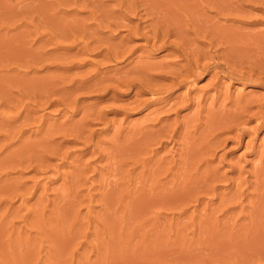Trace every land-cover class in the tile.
<instances>
[{
	"label": "rangeland",
	"instance_id": "1",
	"mask_svg": "<svg viewBox=\"0 0 264 264\" xmlns=\"http://www.w3.org/2000/svg\"><path fill=\"white\" fill-rule=\"evenodd\" d=\"M44 1H47L44 2L45 10L39 9L43 14H38L40 12L36 10L32 16L29 14L31 17L21 15L9 20L8 25L0 22L1 33L5 36L0 34V43L4 48H8L13 39L17 41L12 43L15 46L21 44V48H24L25 44L24 49L17 46L19 49L15 50L19 53L11 56L8 52L0 54L4 55L0 57V261L8 263L10 259L9 264H264V169H261L264 168V84L243 80L234 74L247 75L251 72L252 75H258L264 72V66H261L264 65V8H261L264 7V1L256 0L254 3V0H237L233 3L232 0H224L223 5L224 1L221 0H208L206 3L203 0H106L110 3L108 5L105 0H100V3H105V7L101 5L98 10L110 8L102 10L104 14L110 12L106 14L108 17L103 20L104 23L100 22L101 16L96 13L97 9L91 8L92 5H86L84 11V6L78 3L77 9L74 8L76 5L72 0ZM215 1L222 3L219 7L221 10H218L219 3L213 5ZM55 2L58 3L56 6ZM196 2L201 3L199 7ZM223 7H226L224 11ZM112 8L117 12H113ZM235 10L243 14H236ZM49 12L50 15L47 14ZM73 13L76 15L73 16ZM89 13H93L92 17L88 16ZM111 13L114 16H109ZM21 19L24 25L20 23ZM79 21L82 25L89 22L90 29L96 28V37L98 32L101 34L99 39H88L92 40L93 45L84 48L86 51L79 49L82 44L79 41L83 37L77 35L80 38L77 39L71 35L76 41L70 36L65 37L69 32L65 29L68 27L70 30L73 22ZM112 22L118 25L112 27ZM98 24L101 27L99 29ZM22 25L26 26L25 29ZM155 28L161 31L157 43L162 40L175 41L181 52L189 53L188 59L193 61L199 56L200 62L209 66L206 73L187 78V83H182L184 85L174 86L158 95L149 88L139 89L138 85L127 88L123 82L140 78L137 72L145 65L157 67H153L154 72L149 67L146 69L152 73L148 78L153 77L152 80L156 82L141 79L144 83L154 84L158 80V83L162 82L163 88L167 84L170 86V78L162 76L170 77L171 74H163L162 70L166 68L162 66L168 64L169 70L178 68L180 71V65L185 64L183 57L170 55V47H146V35L151 36L150 42L156 40L152 38ZM62 30H65V34ZM104 30L108 31L105 33ZM163 30L170 34L166 35V39L162 36ZM35 31L36 34L33 33ZM176 31H182L183 38ZM20 33L23 37H20ZM14 34H19L20 39L15 40ZM247 36L252 37L247 40ZM21 38L24 41L26 39V42ZM1 39H4L3 43ZM182 39L187 40L182 42ZM256 40L260 42V47ZM50 41H55L57 45L52 46L54 42ZM97 42L101 46L99 49L96 48ZM242 42L244 45L240 47ZM29 45L32 50H36L31 53ZM228 45H237V48ZM64 46L71 48L66 51ZM245 47H249V50L244 51ZM256 49H260V52L257 50L255 53ZM194 50L200 51L199 55H195ZM98 51L103 54L99 55ZM25 52L27 55H24ZM105 52L109 55L119 53V58L107 61L102 56ZM239 53L244 57L241 58ZM257 54H261L262 61L258 60L260 56L255 57ZM239 57L241 60H238ZM214 63L217 74L213 71ZM160 64L163 69L159 67ZM254 65L256 67L253 68ZM97 83L104 85L100 87ZM248 100L251 103L254 100L252 104H255H250L247 115L243 113L245 115L237 123L234 122L237 125L243 119L239 127L244 128V132L240 136L234 130L237 126L233 128V121L229 124H232V129L227 128L228 131L225 126L221 130L212 127L214 118L225 116L224 112L227 111L233 112L237 103L243 104ZM259 103L262 105L261 110ZM198 126L203 135L197 131ZM166 131L169 138H166ZM204 132L211 137V141H204L209 139ZM209 132L213 136L218 134L217 142L212 140L214 137ZM171 133L174 136L169 135ZM196 135L199 137L196 138ZM161 138L162 141H158ZM187 141L190 143L187 144ZM125 142L129 149L123 145ZM198 142H201L200 146ZM138 143L140 147L136 150ZM196 145H203V149L196 148ZM124 146L128 151L124 152ZM185 146L188 152H184ZM120 147L124 150H119ZM187 153L189 155H184ZM118 156L120 159L124 157L123 164ZM113 157L118 161L113 160ZM184 157L188 165L182 161ZM189 157L195 159L187 161ZM198 157L205 158V161ZM138 158L146 164L138 161ZM199 165L208 168H200ZM200 169L214 173L209 172L208 175L203 171L202 174L199 173ZM202 175L206 177L203 179ZM214 175L219 177L215 178ZM6 254L8 257L1 256Z\"/></svg>",
	"mask_w": 264,
	"mask_h": 264
},
{
	"label": "bare ground",
	"instance_id": "2",
	"mask_svg": "<svg viewBox=\"0 0 264 264\" xmlns=\"http://www.w3.org/2000/svg\"><path fill=\"white\" fill-rule=\"evenodd\" d=\"M50 1H51V0H50ZM50 1H49V2H50ZM52 1H53V0H52ZM60 1H61V0H60ZM60 1H58V3H59ZM62 1L64 2V0H62ZM62 1H61V2H62ZM70 1H71V0H70ZM70 1H69V3H70ZM72 1H73V3L76 5V7H74V8H76V9H77V6H78L77 3H78L79 5L81 4L82 6H84L83 8L81 7L83 10L85 9L86 5H88V6L92 5L91 8H95V9H97V11L95 10L96 13L98 12V13H99V16H101V18H100V19H101V20H100L101 23H102L103 20L105 21L106 17H108L106 14H108L109 11H108V12H105V14H104L103 11H102V10H105V9H108V8H105V9H102V10H98L99 8H101V5L104 6V4H105V3H103V4L100 3L102 0H101V1H100V0H72ZM72 1H71V2H72ZM105 1H106V0H105ZM116 1H117V0H116ZM193 1H196V0H193ZM203 1H204V3L208 2V0H203ZM203 1H202V3H203ZM205 1H206V2H205ZM216 1H218V0H216ZM216 1H215V3H216ZM221 1H224V0H221ZM225 1H226V0H225ZM225 1L222 2L223 5L225 4ZM235 1L237 2V0H234V1L232 0L233 3H234ZM238 1H239V0H238ZM252 1H253V0H252ZM255 1H256V0H254V3H256ZM262 1H264V0H262ZM44 2H47V1H44V0H0V22H1V23H4V24H7V22H8L9 20L12 21V20L15 19L16 17H18V16L20 17L21 15H23V16H24V15H25V16L28 15V16H29V14H31V16H32V14H35V13H36V10H38V12H40V13H38V14H41L42 12L39 11V9H40V10H45V4H44ZM61 2H60V3H61ZM96 2H97V3H96ZM98 2H99V3H98ZM106 2H108V1H106ZM118 2H119V1H118ZM197 2H198V0H197ZM197 2H196V4H197ZM240 2L243 3V2H245V0H243V2H242V1H240ZM240 2H239V3H240ZM259 2H260V0H259ZM56 3H57V2H55V4H54L55 6H56ZM58 3H57V4H58ZM60 3H59V4H60ZM108 3H109V2H108ZM114 3H115V2H114ZM218 3L220 4V6H218V8H219V7L222 6V5H221L222 3H221L220 1L217 2L216 4H213V2H212L213 5H217ZM229 3H230V2H229ZM257 3H258V2H257ZM119 4H121V3H119ZM200 4H201V3L197 4V6L199 7ZM209 4H210V3H209ZM226 4H227V3H226ZM259 4H261V3H259ZM259 4H258V5H259ZM43 5H44V9H42V8H43ZM46 5H47V4H46ZM63 5H65V3H64ZM66 5H67V4H66ZM108 5H110V3H109ZM246 5H247V3L245 4V6H246ZM255 5H256V4H255ZM258 5H257V6H258ZM48 6H49V5H48ZM48 6H47V7H48ZM59 6H62V5H59ZM67 6H69V5H67ZM88 6H87V7H88ZM103 6H102V7H103ZM202 6H203V5H202ZM211 6H212V5H211ZM211 6H210V7H211ZM259 6H260V5H259ZM262 6H264V4H262ZM63 7H64V6H63ZM104 7H105V6H104ZM104 7H103V8H104ZM106 7H108V6H106ZM109 7H111V6H109ZM113 7H114V6H113ZM212 7H213V6H212ZM234 7H235V6H234ZM238 7H239V6H238ZM238 7H237V8H238ZM240 7H241V6H240ZM250 7H252V5H251ZM253 7H254V5H253ZM255 7H256V6H255ZM51 8H52V7H51ZM53 8H54V6H53ZM53 8H52V9H53ZM78 8H79V7H78ZM81 8H80V10H82ZM91 8H89V9H90V11L92 12ZM133 8H134V7H133ZM213 8H217V7L214 6ZM225 8H226V7H223V8H222L223 11L225 10ZM228 8H229V7H228ZM228 8H227V13H228ZM241 8H242V7H241ZM261 8H264V7H261ZM48 9H49V8H48ZM89 9H88V10H89ZM112 9H113V8H112ZM117 9H118V8H117ZM197 9H198V8H197ZM232 9L234 10V8H232ZM256 9H257V8H256ZM258 9H260V8H258ZM83 10H82V11H83ZM93 10H94V9H93ZM108 10H110V8H109ZM115 10H116V8H115ZM191 10H192V9H191ZM198 10L201 11L202 9H198ZM211 10H212V9H211ZM215 10H216V9H215ZM218 10H221V9L219 8ZM233 10H232V11H233ZM243 10H245L244 6H243ZM50 11H51V10H50ZM53 11H54V10H53ZM62 11H64V9H63ZM74 11H75V9H74ZM82 11H81V12H82ZM84 11H85V10H84ZM95 11H93L94 14H95ZM112 11H113V12H117V11H114V9H113ZM193 11H194V10H193ZM230 11H231V10H230ZM232 11H231V12H232ZM235 11H236V12H235ZM235 11H234V12H235L236 14H237L238 12H240V11H238V10H235ZM241 11H242V10H241ZM262 11H264V10H262ZM43 12H46V11H43ZM47 12H48V11H47ZM59 12H61V11L59 10ZM145 12H146V11H145ZM190 12H192V11H190ZM231 12H230V13H231ZM242 12H243V11H242ZM246 12H247V11H246ZM50 13H51V12H49V13H47V14L50 15ZM53 13H54V12H53ZM62 13H64V12H62ZM75 13H76V11H75ZM77 13H78V12H77ZM79 13H80V12H79ZM109 13H110V12H109ZM147 13H148V12H147ZM215 13H217V11H216ZM220 13H221V12H220ZM220 13H219V14H220ZM222 13H223V12H222ZM261 13H262V12H261ZM42 14H43V13H42ZM47 14H46V15H47ZM57 14H58V13H57ZM64 14H65V13H64ZM112 14H113V13L109 14V16L112 15ZM219 14H217V15H219ZM224 14H225V12L223 13V15H224ZM228 14H229V13H228ZM228 14H226V15L228 16ZM236 14H235V15H236ZM239 14H243V13L240 12ZM75 15H76V14H75ZM75 15H74V13H73V16H75ZM92 15H93V13H91V14L89 13L88 16H89V17H92ZM97 15H98V14H97ZM115 15L117 16V14H115ZM150 15H151V14H150ZM193 15H194V12H193ZM215 15H216V14H215ZM221 15H222V14H221ZM231 15H232V14H231ZM244 15H245V14H244ZM246 15H247V14H246ZM248 15H249V14H248ZM31 16H29V17H31ZM41 16H43V15H41ZM65 16H66V14H65ZM73 16H72V17H73ZM113 16H114V14H113ZM238 16H239V15H238ZM238 16H237V17H238ZM240 16H241V15H240ZM21 17H22V16H21ZM54 17H55V16H54ZM60 17H61V16H60ZM62 17H63V16H62ZM81 17H82V16H81ZM117 17H118V16H117ZM154 17H155V16H154ZM85 18H86V17H84L83 19H85ZM87 18H88V17H87ZM87 18H86V19H87ZM97 18H98V16H97ZM112 18H113V17H112ZM118 18H120V16H119ZM152 18H153V17L151 16V19H152ZM156 18H157V17H156ZM16 19H17V18H16ZM24 19H25V18H24ZM47 19H48V18H46V20H47ZM50 19H51V18H50ZM80 19H81V18H80ZM90 19H92V18H90ZM90 19H89V20H90ZM94 19H95V18L93 17L92 20H94ZM115 19H116V18H115ZM121 19H122V17H121ZM148 19H149V18H148ZM158 19H159V18H158ZM163 19H164V18H163ZM197 19H198V18H197ZM21 20H22V19H21ZM21 20H20V21H21ZM25 20H26V19H25ZM78 20H79V17H78ZM78 20H77V21H78ZM160 20H161V18H160ZM166 20H167V19H166ZM166 20H165V21H166ZM18 21H19V20H18ZM31 21H32V20H31ZM42 21H43V19H42ZM75 21H76V20H75ZM83 21H84V20H82V22H83ZM95 21H97V20H95ZM104 21H103V23H104ZM106 21H108V20H106ZM109 21H111V18H109ZM151 21H152V20H151ZM153 21H154V19H153ZM9 22H10V21H9ZM34 22H35V21H34ZM43 22H47V21H43ZM65 22H66V20H65ZM82 22H81V23H82ZM97 22H98V21H97ZM97 22H90V23H91V24H92V23L97 24ZM154 22H155V21H154ZM158 22H159V20H158ZM160 22H161V21H160ZM166 22H167V21H166ZM203 22H204V21H203ZM14 23H15V22H14ZM20 23L23 24V20H22V22H20ZM32 23H33V22H32ZM48 23H49V22H48ZM48 23H46V24H48ZM56 23H57V22H56ZM60 23H61V21H60ZM62 23L64 24V22H62ZM62 23H61V24H62ZM66 23L68 24V22H66ZM88 23H89V22H87V25H86V23L84 22V25H82V24H80V21L77 22V23H75V24H74V22H73V26H72V28H71V26L69 27L70 30L67 29L68 27L65 29L66 32L69 31L68 34H65V30H62V31H64L65 37L70 36V38H71V35H72V36L75 35L76 38H77V35H79L78 37H81V38L83 37L82 40L79 41V43H80V44L82 43V44L80 45V44L78 43V45H80V47H81V48H79V49H81V50H84V48L87 49V47H89L90 45H91V46L93 45V42H92V44H91V41H92V40L89 41L88 39H93V37L99 39L98 37H99V34H100V33L98 32V33H97V34H98V35H97L98 37H96V33H95V31H94L96 28H95V29H90V28L88 27V26H89ZM115 23H116V21L114 22V24H115ZM151 23H152V22H151ZM155 23H156V22H155ZM201 23H202V22H201ZM28 24H29V23H27V25H28ZM35 24H36V23H35ZM53 24H54V26L56 25L55 23H53ZM53 24H52V25H53ZM67 24H65V25H67ZM94 24H93V25H94ZM99 24H100V23H99ZM99 24H98V25H99ZM106 24H108V23H106ZM109 24H110V22H109ZM112 24H113V22L111 23V25H112ZM114 24H113V25H114ZM161 24H162V23H161ZM161 24L159 23V25H161ZM202 24H203V23H202ZM202 24H201V25H202ZM7 25H8V24H7ZM23 25H24V24H23ZM23 25H22V27H24V29H25L26 26H23ZM69 25H70V24H69ZM69 25H67V26H69ZM71 25H72V24H71ZM104 25H105V24H104ZM111 25H110V26H111ZM117 25H118V24H117ZM117 25H114V26H112V27H116ZM119 25H120V24H119ZM147 25H148V24H147ZM147 25H146V26H147ZM153 25H154V24H153ZM205 25H206V23H205ZM209 25H210V24H208V26H209ZM15 26H19V25H15ZM31 26H32V24H31ZM34 26H35V25H34ZM47 26H48V25H47ZM58 26H59V25L56 26L57 29L59 28ZM102 26H103V25H102ZM122 26H123V25H122ZM162 26H163V25H162ZM171 26H172V25H171ZM173 26H174V25H173ZM212 26H213V25H212ZM20 27H21V26H20ZM28 27H30V26H28ZM56 27H55V30H57ZM60 27H61V26H60ZM63 27H65V26H63ZM99 27H100V25L98 26V29H99ZM118 27H119V26H118ZM158 27H159V26H158ZM165 27H166V26H165ZM168 27H169V26H168ZM203 27H204V25H203ZM206 27H207V25H206ZM2 28H3V25H2ZM35 28H36V27H35ZM35 28H33V29H35ZM51 28H52V27H51ZM100 28H101V27H100ZM151 28H154V27H151ZM175 28H176V27H175ZM177 28H178V27H177ZM197 28H198V27H197ZM201 28H202V27H201ZM210 28H211V27H209V29H210ZM213 28H214V27H213ZM5 29H6V27H5ZM10 29H11V28H10ZM14 29H15V28H14ZM16 29H18V28H16ZM16 29H15V30H16ZM22 29H23V28H22ZM161 29H163V27H162ZM164 29H165V28H164ZM168 29H169V28H168ZM168 29H167V30H168ZM178 29H179V28H178ZM181 29H182V28H181ZM198 29H199V28H198ZM202 29H203V28H202ZM205 29H206V28H205ZM209 29H208V30H209ZM231 29H232V28H231ZM7 30H8V29H7ZM26 30H27V28H26ZM35 30H36V29H35ZM52 30H54V29H52ZM108 30H109V29H108ZM108 30H106V32H107ZM114 30H116V28H115ZM114 30H113V31H114ZM150 30H152V29H150ZM184 30H185V29H184ZM229 30H230V29H229ZM20 31H21V30H20ZM22 31H23V30H22ZM24 31H25V30H24ZM31 31H34V30H31ZM60 31H61V30H60ZM60 31H58V34H59ZM97 31H100V30H97ZM109 31H111V30H109ZM113 31H112V32H113ZM116 31H117V30H116ZM159 31H160V30H158V29L155 28V29H153V33H154L153 35H152V32H151V35L153 36L152 38H156V40L154 39V41H152V42H150V41L152 40V39H151V36H150V37H148L147 35L145 36V39H146L145 45H146V47H149L150 49H157V48H163V47H170V49H171L170 55H171V56L174 55V56H177V57H183V59H185V61H184L185 64L180 65V64H178V62H177V64L181 66V68H180L181 70H180V71H179L178 68H177L178 66L176 67L177 70H178V72H176L177 70H175V68H174L175 71H173V68L171 69L172 71L169 70V69H170V68H168L169 66L167 67L168 64H167L166 66H165V65L162 66L161 64L159 65V67L162 66V67H165V68H166V69H163V68L161 67V68L163 69V70H162V73H163V72H167L168 74H171V75H172V76L170 75V77L165 76V75L162 76V78H166V79H167V78H170V82H169V84H171L170 86H169L168 84H167V86H166V84H165V82H164L165 86H166V87L169 86V87H168V88H166V87L163 88L162 85H161L162 82L160 81V83H158L159 81H158L157 79H156V80H157V83H154V84H151V83L146 84V82L144 83L143 80H141V79H147V80H148V79H151V80H152L153 77L148 78V77H150L149 75H150V73H151L150 69L152 70L153 67H154V69H155V67H157V66L154 65V64H153L154 66H152L151 68H150V65H147V67H146V65H145V63H144L145 66H144L143 68L141 67L142 65H140V67L142 68V70L140 69V70H138V72H137V74L140 76V78H138V79H136V80H132V81H130V82H129V81H128V82H125V81L123 82V83H125V85H126L127 88H130V87H132V86H134V85H138V88H139V89H140V88H144V87H145V88H149L150 91H153V93L155 92V93H157V95H158L159 92H167V91H169L170 88H172V87L174 88V86L177 87V86H180V85H181L182 83H184V82L187 83L186 81H187L190 77H191V78H192V77H195V78H196V76H198L200 73L205 72V71L208 70V67H209V66H208V65H204V64H202V63L200 62V59H201V58H199V56H196L197 58H199V60H198L197 58H196L195 60L193 59V61L191 60V58L188 59V58H189V57H188V54H189V53H187L186 51H185V53H187V54H185L184 51L181 52V50L179 49V47L177 46V44L175 43V41H174V43H173V42H168L167 40H162L161 43H157V42H156V41H157V38H158L159 34H161V31H160V32H159ZM163 31H164V30H163ZM168 31H169V30H168ZM168 31L166 32V30H165V31L162 33V34H163L162 36H163L164 38L166 37V35H169V36H170V34H168V33H169ZM194 31H196V30H194ZM1 32H2V30H1V28H0V34H2ZM7 32H8V31H7ZM18 32H19V31H18ZM18 32H17V33H18ZM50 32H51V31H50ZM53 32H54V31H53ZM104 32H105V30H104ZM104 32H102V34H103ZM106 32H105V33H106ZM149 32H150V31H149ZM174 32H175V31H174ZM176 32L179 33L180 31H179V32L176 31ZM192 32H193V31H192ZM204 32H205V31H204ZM210 32H211V29H210ZM210 32H208V34H209ZM212 32H213V30H212ZM215 32H216V31H215ZM24 33H25L24 36H26V33H27V32L25 31ZM33 33L36 34V31L33 32ZM48 33H49V32H48ZM109 33H111V32H109ZM113 33H114V32H113ZM170 33H171V32H170ZM172 33H173V32H172ZM181 33H182V31L180 32V34H181ZM199 33H200V31H199ZM222 33H223V32H222ZM227 33H228V32H227ZM6 34H7V33H5V35H6ZM29 34H30V32H29ZM46 34H47V33H46ZM143 34H146V33H143ZM173 34H174V33H173ZM180 34H178V37H180V36H179ZM184 34H185V32H184ZM186 34H187V33H186ZM186 34H185V35H186ZM205 34H206V33H205ZM212 34H213V33H212ZM220 34H221V33H220ZM228 34H229V33H228ZM228 34H227V35H228ZM235 34H236V33H234V35H235ZM255 34H256V33H255ZM2 35H3V34H2ZM7 35H8V34H7ZM14 35H15V37H16L15 40H18V39H20V37H21L23 34L21 35V33H20V37L18 36L19 34H17V35L14 34ZM14 35H11V37H13ZM27 35H28V34H27ZM50 35H51V33H50ZM53 35H54V33H53ZM56 35H57V32H56ZM60 35H62L61 32H60ZM80 35H81V36H80ZM94 35H95V36H94ZM106 35H108V34H106ZM176 35H177V34H176ZM176 35H175V37H176ZM181 35H182L181 38H183V34H181ZM185 35H184V36H185ZM199 35H200V34H199ZM222 35H224V33H223ZM222 35H221V36H222ZM225 35H226V33H225ZM232 35H233V34H232ZM234 35H233V36H234ZM246 35H248V34H246ZM249 35H250V34H249ZM3 36H4V35H3ZM44 36H45V35H44ZM103 36H104V35H103ZM160 36H161V35H160ZM169 36H168V37H169ZM207 36H208V35H207ZM209 36H210V35H209ZM214 36H215V35H214ZM216 36H217V35H216ZM218 36H219V35H218ZM233 36H232V38H233ZM252 36H253V35H252ZM252 36H250V37H252ZM4 37H5V36H4ZM4 37H3V38H4ZM22 37H23V36H22ZM100 37H101V34H100ZM163 37H160V38L162 39ZM186 37H187V35H186ZM195 37H196V36H195ZM219 37H220V36H219ZM222 37H223V36H222ZM225 37H227V36H225ZM225 37H223V38H225ZM250 37L247 36V40H248V38L250 39ZM255 37H256V36H255ZM6 38H8V36H7ZM6 38H5V39H6ZM17 38H18V39H17ZM25 38H26V37H25ZM29 38H30V37H29ZM50 38L52 39V35H51ZM50 38H49V39H50ZM60 38H62V37H60ZM72 38H73V40L76 39V38L74 39V37H72ZM72 38H71V39H72ZM105 38H106V36H105ZM176 38H177V37H176ZM184 38H185V37H184ZM223 38H222V39H223ZM256 38H258V37H256ZM256 38H255V39H256ZM8 39H10V36H9ZM26 39H27V38H26ZM26 39H25V41H24V40L21 38V40H23V42H26ZM30 39H31V38H30ZM53 39H54V38H53ZM65 39H68V38H65ZM77 39H80V38H77ZM102 39H104V37H103ZM150 39H151V40H150ZM165 39H166V38H165ZM215 39H217V38H215ZM219 39H220V38H219ZM228 39H229V35H228V38H227L226 40H228ZM234 39H236V38H234ZM251 39H252V38H251ZM260 39H262V38H260ZM1 40H2V39H1ZM3 40H4V39H3ZM3 40L1 41L2 43H3ZM13 40H14V39H13ZM13 40L11 41V43H10V41H9L10 46H12V47L9 46L8 48H7V47L4 48V46L0 43V54H1V53H5V52H8L9 55H10V54H16V53L18 52V51L15 50L16 48H18L19 46H20V49H24V48H25V44H24V48H21V47L23 46V45H21V44H20V45L17 44L16 46L13 45L12 43H14V42L16 43V42H17V41H13ZM28 40H29V39H28ZM57 40H58V39H57ZM100 40H101V39H100ZM106 40H107V39H106ZM180 40H181V39H180ZM183 40L186 42L187 39H186V40H185V39H182V42H183ZM223 40H224V39H223ZM223 40H222V41H223ZM247 40H246V41H247ZM6 41H7V40H6ZM75 41H76V40H75ZM95 41H99V40H95ZM104 41H105V39H104ZM208 41H209V40H208ZM218 41H220V40H218ZM222 41H221V42H222ZM261 41H262V40H261ZM19 42H20V41H19ZM50 42H51V41H50ZM50 42H49V43H50ZM53 42H54V43H53ZM53 42H51V43H53L52 46H53L54 44H56L55 41H53ZM56 42H57V41H56ZM99 42H100V41H99ZM106 42H108V41H106ZM159 42H160V41H159ZM230 42H231V41H230ZM232 42L234 43V41H232ZM232 42H231V43H232ZM237 42H238V41H236V43H237ZM247 42H248V41H247ZM249 42H250V40H249ZM253 42H254V41H253ZM256 42H257V40H256ZM6 43H8V42H6ZM21 43H22V42H21ZM29 43H30V41H29ZM34 43H36V41H35ZM43 43L45 44V42H43ZM43 43H42V44H43ZM46 43H48V41H47ZM57 43H59V42H57ZM60 43H63V42H60ZM60 43H59V44H60ZM64 43H65V42H64ZM67 43H68V42H67ZM74 43H75V42H74ZM104 43H105V42H104ZM223 43H225V42H223ZM226 43H228V41H227ZM226 43H225V44H226ZM259 43H260V42H259ZM259 43L257 42V44H259ZM261 43H262V42H261ZM26 44H27V43H26ZM97 44H98V42H97ZM101 44H102V40H101L100 45H101ZM179 44H180V43H179ZM182 44H183V43H182ZM239 44H240V43H239ZM241 44H242L241 46H240V45H238V46L243 47V45H244L243 42H242ZM246 44H248V43H246ZM249 44H250V43H249ZM252 44H253V43H252ZM254 44H256V43H254ZM254 44H253V45H254ZM262 44H264V43H262ZM4 45H5V44H4ZM6 45H7V44H6ZM6 45H5V46H6ZM8 45H9V44H8ZM56 45H57V44H56ZM56 45H55V46H56ZM62 45H64V44H62ZM62 45H61V46H62ZM65 45H71V44H65ZM95 45H96V44H95ZM100 45L98 44V46H96V48H97V49L101 48ZM112 45H113V44H112ZM230 45H231V44H230ZM230 45H228V46L230 47ZM260 45H261V44H259V47H260ZM17 46H18V47H17ZM40 46H41V45H40ZM59 46H60V45H59ZM61 46H60V47H61ZM72 46H73V45H72ZM74 46H75V48H76L77 45L75 44ZM114 46H115V45H114ZM179 46H180V45H179ZM228 46H227V47H228ZM236 46H237V45H235V46L233 45V46H231V47H235V48H237ZM250 46H252V45H250ZM28 47H30V45H29ZM56 47H58V46H56ZM109 47H111V46H109ZM109 47H108V48H105V49H109ZM115 47H116V46H115ZM144 47H145V46H144ZM144 47H143V48H144ZM231 47H230V48H231ZM246 47H247V45H246ZM246 47H245V49H243L244 51H245L246 49L249 50V49H248L249 47H248V48H246ZM253 47H254V46H253ZM26 48H27V47H26ZM30 48H31V47H30ZM30 48H29V51H31V53H32V51L36 50V49L32 50V48H31V50H30ZM54 48H55V47H53V50H54ZM67 48L70 49L71 47H70V48L67 47ZM67 48L64 46V49H65V50H66ZM140 48H141V47H140ZM149 48H148V49H149ZM180 48H181V47H180ZM230 48H229V49H230ZM235 48H234V49H235ZM254 48H256V46H255ZM5 49H7V50H5ZM18 49H19V48H18ZM59 49H60V48H59ZM59 49H58V50H59ZM61 49H63V47H61ZM77 49H78V48H77ZM148 49H147V50H148ZM229 49H228V51H229ZM240 49H241V48H240ZM4 50H5V51H4ZM27 50H28V49H27ZM56 50H57V48H56ZM65 50H64V51H65ZM101 50L103 51V49H101ZM114 50H116V49H114ZM118 50H119V49H118ZM182 50H183V49H182ZM230 50H231V49H230ZM232 50H233V48H232ZM235 50H236V49H235ZM241 50H242V49H241ZM241 50H240V51H241ZM247 50H246V51H247ZM257 50H258V49L255 50V51H256L255 53H257ZM259 50H260V49H259ZM259 50H258V51H259ZM19 51H20V50H19ZM25 51H26V49H25ZM29 51H28V53H29ZM66 51H67V50H66ZM66 51H65V52H66ZM68 51H71V50H68ZM77 51H80V50H77ZM77 51H76V52H77ZM84 51H86V50H84ZM88 51H89V49H88ZM93 51H95V50L93 49ZM99 51H100V50H99ZM99 51H98V52H99ZM191 51H192V50H191ZM194 51H195V50H194ZM233 51H234V50H233ZM236 51H238V49H237ZM20 52H22V51H20ZM26 52H27V51H26ZM26 52L24 53V55H27ZM81 52H82V51H81ZM90 52H91V51H90ZM95 52H97V50H96ZM114 52H115V51H114ZM114 52H113L112 55H109L108 53L105 52L106 54H105V55H102V56H103L104 59H107V61H108V60H113V61H114L115 59L119 58V57H118V54H119V53L117 54V53H114ZM199 52H200V51H197V50H196V51L194 52V54H195V55H196V54L199 55ZM203 52H204V51H203ZM207 52H208V51H207ZM230 52H231V51H230ZM248 52H249V51H248ZM248 52H245V53H248ZM259 52H260V51H259ZM261 52H262V51H261ZM18 53H19V52H18ZM31 53H29V54H31ZM67 53H68V52H67ZM100 53H102V52H99V55H101ZM109 53H110V52H109ZM226 53H228V52H226ZM237 53H238V52H237ZM240 53H241V52H240ZM240 53H239V56L242 55V54H240ZM250 53H251V52H250ZM250 53H249V54H250ZM65 54H66V53H65ZM95 54H96V53H95ZM102 54H103V53H102ZM251 54H252V53H251ZM20 55H21V53H20ZM35 55H36V54H35ZM73 55H74V54L70 55L69 57H71V56H73ZM80 55H81V54H80ZM191 55H192V53H191ZM229 55H230V54H228V56H229ZM231 55H232V54H231ZM231 55H230V56H231ZM234 55H235V54H234ZM236 55H237V54H236ZM245 55L248 56V54H245ZM252 55H253V54H252ZM255 55H256V54H255ZM262 55H264V52H262ZM2 56H4V55L2 54ZM2 56H0V57H2ZM10 56H11V55H10ZM15 56H16V55H15ZM17 56H18V55H17ZM66 56H67V55H66ZM97 56H98V55H97ZM200 56L202 57L203 55H200ZM204 56H205V55H204ZM226 56H227V54H226ZM237 56H238V55H237ZM247 56H245V57H247ZM258 56H260V59H261V60L258 59L259 62L262 61V58H264V56H262V58H261V54H257V56H255V57H258ZM5 57L9 59V57H7V55H6ZM20 57H23V56H20ZM20 57H18V58H20ZM34 57H36V56H34ZM69 57H68V58H69ZM193 57H194V56H193ZM205 57H207V56H205ZM205 57H204V58H205ZM242 57H244V55H242L241 58H242ZM248 57H249V56H248ZM2 58H3V57H2ZM15 58H16V57H15ZM15 58H14V59H15ZM25 58H27V57L25 56ZM31 58H32V57L30 56V59H31ZM173 58H174V57H173ZM211 58H212V57H211ZM229 58H230V57H229ZM239 58H240V57H239ZM241 58L238 59V60H241ZM258 58H259V57H258ZM101 59H102V58H101ZM179 59H180V58H179ZM225 59H226V58H225ZM231 59H233V57H231ZM234 59H235V57H234ZM234 59H233V60H234ZM250 59H252V58H250ZM253 59H254V58H253ZM16 60H17V58H16ZM16 60H15V63H16ZM18 60H19V59H18ZM32 60H34V58H33ZM32 60H31V61H32ZM72 60H73V59H72ZM119 60H120V59H119ZM176 60H177V59H176ZM255 60H256V62L258 61L257 58H255ZM4 61H5V60H4ZM6 61H7V60H6ZM8 61H11V59L8 60ZM22 61H23V59H22ZM22 61H21V62H22ZM35 61H36V59H35ZM226 61H227V59H226ZM247 61H248V60H247ZM249 61H250V60H249ZM253 61H254V60H253ZM253 61L251 60V62H252L253 64H255V62H253ZM17 62H18V61H17ZM70 62H71V61H70ZM102 62H103V61H102ZM198 62H200L201 64H199ZM221 62H222V61H221ZM232 62H233V61H232ZM235 62H236V60H235ZM259 62H258V63H259ZM262 62H264V61H262ZM11 63H12V62H11ZM13 63H14V60H13ZM31 63H32V62H31ZM33 63H34V62H33ZM35 63H36V62H35ZM105 63H106V62H105ZM110 63H111V62H110ZM137 63H138V62H137ZM172 63H173V61H172ZM179 63H180V62H179ZM242 63H244V62H242ZM242 63H240V64H242ZM246 63L249 65L248 62H246ZM258 63H257V65H259ZM148 64H149V63H148ZM150 64H151V63H150ZM165 64H166V63H165ZM206 64H208V63H206ZM225 64H226V63H225ZM225 64H224V66H225ZM228 64H229V63H228ZM244 64H245V63H244ZM0 65H1V64H0ZM218 65H219V63L217 64V66H218ZM260 65H261V64H260ZM260 65H259V66H260ZM134 66H135V65H134ZM174 66H175V65H174ZM233 66H234V65H233ZM249 66H250V65H249ZM259 66H258L257 68H259ZM261 66H264V65H261ZM1 67H2V66H1ZM1 67H0V68H1ZM136 67H137V64H136ZM148 67L150 68V69L148 70L149 72L146 70ZM170 67H171V66H170ZM225 67H230V66L227 65V66H225ZM236 67H237V65H236ZM251 67H252V64H251ZM251 67H250V69H253V68L256 67V66L254 65L253 68H251ZM137 68H139V67H137ZM216 68H217V67H215V63H214V69H213V71H214ZM220 68H221V67H220ZM248 68H249V67H248ZM261 68H262V67H260V69H261ZM129 69H130V68H129ZM129 69H128V70H129ZM133 69H134V68H133ZM154 69H153V70H154ZM167 69H168V70H167ZM226 69H227V68H226ZM262 69H264V68H262ZM262 69H261V71H262ZM153 70H152V71H153ZM158 70H159V68H158ZM166 70H167V71H166ZM219 70H220V69H219ZM227 70H230V69H227ZM254 70H255V69H254ZM170 71H171V73H170ZM211 71H212V69H211ZM230 71H231V70H230ZM246 71H247V70H246ZM249 71H250V70H249ZM255 71H256V70H255ZM259 71H260V70H259ZM259 71H258V72H259ZM153 72H154V71H153ZM155 72H156V71H155ZM233 72H235V71H233ZM238 72H239V71H238ZM242 72H245V71H242ZM247 72H248V71H247ZM252 72H253V70H252ZM258 72H255V74L258 73ZM133 73H134V72H133ZM148 73H149V74H148ZM205 73H206V72H205ZM214 73L217 74L215 71H214ZM214 73H213V74H214ZM229 73L232 74V75L235 74V75L239 76V77H240L241 79H243V80H247V81L254 82V83H259V84H264V72H259L258 75H254V73H253V75H252L251 72H248L247 75H245V74H243V73H240V74H237V73H234V74H233L232 72H229ZM245 73H246V72H245ZM151 74H152V73H151ZM159 74H160V72H159ZM159 74H158V75H159ZM163 74H165V73H163ZM154 75H157V74H154ZM160 75H162V74H160ZM114 76H115V75H114ZM124 76H125V75H124ZM151 76H152V75H151ZM211 76H212V75H211ZM125 77H126V76H125ZM134 77H135V76H134ZM155 77H156V76H155ZM159 77H160V76H159ZM185 77H186V78H185ZM116 78H117V77H116ZM123 78H124V77H123ZM128 78H129V77H127V79H128ZM157 78H158V77H157ZM184 78H185V79H184ZM187 78H188V79H187ZM129 79H130V78H129ZM158 79L160 80V78H158ZM104 80H105V79H104ZM153 80H154V82H156L155 79H153ZM153 80H152V81H153ZM162 80H164V79H162ZM101 81H103V80H101ZM145 81H146V80H145ZM149 81H150V80H148V82H149ZM80 82H81V81H80ZM83 82H85V81H83ZM97 82H98V81H97ZM111 82H112V81H111ZM115 82H116V80H115ZM118 82H120V81H118ZM121 82H122V81H121ZM76 83H79V82L77 81ZM109 83H110V82H109ZM109 83H108V84H109ZM72 84H73V83H72ZM79 84H80V83H79ZM99 84H100V83H99ZM99 84L97 83V85H99ZM83 85H84V84H83ZM102 85H104V84H102ZM102 85H101V86H102ZM121 85H122V84H121ZM182 85H184V84H182ZM78 86H80V85H78ZM91 86H92V84H91ZM99 86H100V85H99ZM101 86H100V87H101ZM113 86H114V85H113ZM116 86H117V85H116ZM103 87H104V86H103ZM108 87H109V86H108ZM118 87H119V86H118ZM78 88H79V87H78ZM97 88H98V87H97ZM105 88H106V87H105ZM105 88H104V90H105ZM79 89H80V88H79ZM102 89H103V88H102ZM149 89H148V90H149ZM98 90H100V89H98ZM151 93H152V92H151ZM185 94H186V93H185ZM155 95H156V94H155ZM157 95H156V96H157ZM181 97H182V96H181ZM181 97H180V98H181ZM183 98H184V97H183ZM185 98H186V96H185ZM178 102H179V101H178ZM183 102H184V100H183ZM183 102L181 101V103H183ZM253 102H254V100H253ZM253 102H252V103H253ZM174 103H175V102H174ZM184 103H185V102H184ZM252 103L250 102V100H248L247 102L245 101V103H243V104H242V103H237L236 106H234V110L232 109L233 112H232V111H231V112L229 111V113H228V111H227L228 114L224 112V114H226L225 116H221V117L219 116L218 118H214V119H215V122L212 123V122L210 121V122H209L210 124L208 123L209 126H210V125L212 126V124H213L214 126H212V127H214L215 130H221V128L224 129V126H225V129H227V128H231V129H232V127H231L232 124H231L230 126H229V124L233 121V128H234V126H237V127H235L236 129L234 128V130H236L235 132H237V133H238L237 135H239L240 133L244 132V131H243L244 128H240V127H239V126H240L239 124L242 123V120H243V119L241 120V123H239V121H238L239 124L236 125L237 120H238V119L240 120V118H242L241 116L243 115V113H245V114L247 115V113H248V111H249V109H250L249 106L251 107V105H254V104H255V103H254V104H252ZM250 104H251V105H250ZM172 105H173V104H172ZM179 105H180V104H179ZM183 105H184V104H183ZM168 106H169V105H168ZM175 106H176V105H175ZM177 106H178V105H177ZM258 107H259V110H261L262 105L259 103ZM174 108H175V107H174ZM176 108H177V107H176ZM169 109L171 110V108H169ZM166 110H167V109H166ZM173 110H174V109H173ZM219 114H220V113H219ZM224 114H223V115H224ZM245 114H244V115H245ZM252 114H253V113H252ZM256 114H257V113H256ZM196 115H197V113H196ZM244 115H243V116H244ZM254 115H255V114H254ZM254 115H253V116H254ZM208 116H209V115H208ZM217 116H218V115H217ZM250 116H252V115L250 114ZM250 116H248V117H250ZM194 117H195V115H194ZM199 117H200V116H199ZM214 117H215V116H214ZM248 117H247V118H248ZM198 119H199V118H198ZM201 119H202V118H200V121H202ZM214 119H213V117H212V120H214ZM154 120H155V119H154ZM193 120H194V119H193ZM196 121H197V120H196ZM196 121H194V126L197 125V124H195ZM198 121H199V120H198ZM200 121H199V123H200ZM208 121H209V120H208ZM235 121H236V123H234ZM243 122H245V120H244ZM158 123H159V120H158ZM187 123H188V122H187ZM187 123H186V125L188 126ZM199 123H198V124H199ZM211 123H212V124H211ZM156 124H157V123H156ZM192 124H193V123H191V125H192ZM204 124H206V122H205ZM234 124H235V125H234ZM244 124H245V123H244ZM244 124H243V125H244ZM191 125H190V126H191ZM201 125H202V124H201ZM201 125H199V126H201ZM243 125H242V126H243ZM187 126H186V127H187ZM199 126H198V127H199ZM203 126H204V125H202V127H203ZM211 126H210V127H211ZM163 127H164V126H163ZM191 127H192V126H191ZM210 127H209V128H210ZM161 128H162V127H161ZM164 128L167 130L166 127H164ZM164 128H162V132H164ZM193 128H194V127H193ZM195 128H197V127H195ZM200 128H201V127L197 128V129H199V130H197V131L200 132ZM204 128H205V127H204ZM206 128H207V126H206ZM209 128H207V129H209ZM140 129H141V128H140ZM158 129H159V128H158ZM189 129H190V128H189ZM191 129H192V128H191ZM207 129H206V130H207ZM176 130H177V129H176ZM206 130H203V131H206ZM215 130H213V131H215ZM228 130H229V129H227V131H228ZM141 131H143V129H142ZM141 131H140V132H141ZM172 131H174V130H172ZM184 131H185V130H184ZM197 131H196V133H197ZM211 131H212V130H211ZM230 131H233V130H230ZM176 132H177V131H176ZM193 132H195V129L193 130ZM218 132H220V131H218ZM233 132H234V131H233ZM76 133H77V132H76ZM135 133H136V132H135ZM157 133H159V132H157ZM166 133H167L166 136H168V131H166ZM184 133H185V132H184ZM186 133H188V132H186ZM186 133H185V134H186ZM191 133H192V132H191ZM191 133H190V134H191ZM200 133H201V132H200ZM204 133H206V135H207V132H204ZM209 133H210V135L212 134L211 132H209ZM215 133H216V131H215ZM221 133H222V132H221ZM221 133H220V134H221ZM151 134H154V133H151ZM176 134H177V133H176ZM176 134H175V135H176ZM192 134H193V133H192ZM192 134H191V135H192ZM194 134H195V133H194ZM201 134H202V133H201ZM134 135H135V134H134ZM164 135H165V134H164ZM164 135H163V136H164ZM169 135H173V134L171 133V134H169ZM179 135H180V134H179ZM182 135H183V134H182ZM188 135H189V134H188ZM202 135H203V134H202ZM206 135L204 134V136H206ZM240 135H241V134H240ZM240 135H239V136H240ZM143 136H144V135H143ZM143 136H141V137H143ZM153 136H154V135H153ZM160 136H161V133H160ZM160 136H159V138H160ZM173 136H174V135H173ZM180 136H181V135H180ZM185 136H186V135H185ZM193 136H194V135H193ZM207 136H208V135H207ZM211 136L214 137V139L212 138V140H214V142H217L218 134H216V135H214V136L211 135ZM133 137H134V136H133ZM144 137H145V136H144ZM150 137H151V135H150ZM154 137H155V136H154ZM154 137H153V138H154ZM175 137H176V136H175ZM177 137H179V136H177ZM187 137H188V136H187ZM189 137H190V135H189ZM189 137H188V138H189ZM195 137L197 138V137H199V136L196 135ZM195 137H194V139H195ZM200 137H201V136H200ZM208 137H209V136H208ZM138 138H139V137H138ZM148 138H149V137H148ZM153 138H152V139H153ZM155 138H156V137H155ZM162 138H163V137H162ZM162 138H161V140L159 139L158 141H162ZM166 138H169V136L166 137ZM173 138H174V137H173ZM180 138H181V137H180ZM188 138H186V139L188 140ZM191 138H192V137H191ZM201 138L203 139L204 137L202 136ZM210 138H211V137H209V139L207 138V139L204 140V141H205V142H206L207 140H208V141H211ZM136 139H137V138H136ZM136 139H135V140L133 139V141L136 142ZM141 139H142V138H141ZM141 139H139V140H141ZM143 139H145V138H143ZM149 139H150V138H149ZM156 139H158V138H156ZM171 139H172V138H171ZM181 139H182V138H181ZM186 139H183V140H186ZM198 139H199V138H198ZM202 139H201V142H202ZM137 140H138V139H137ZM163 140H167V139L164 138ZM195 140H196V139H195ZM133 141H131V142H133ZM149 141H150V140H149ZM156 141H157V140H156ZM170 141H171V140H170ZM188 141H189V140H188ZM188 141H187V144L190 143V142H188ZM192 141H193V143H194V140H192ZM196 141H197V140H196ZM127 142H128V143H127ZM127 142H125L123 145H126V146H127V144H129L130 141L128 140ZM137 142L141 143L140 141H137ZM143 142H144V141H143ZM146 142H147V141H146ZM146 142H145V143H146ZM153 142H154V141L152 140V143H153ZM165 142H166V141H165ZM181 142H183V141H181ZM184 142H185V141H184ZM184 142H183V143H184ZM201 142H198V145H199V143H201ZM122 143H123V142H122ZM126 143H127V144H126ZM139 143H138V146L135 144V145H136V146H135L136 150L140 147V146H139V145H140ZM154 143H155V142H154ZM157 143L159 144V142H156V144H157ZM160 143H161V142H160ZM162 143H163V142H162ZM195 143H196V142H195ZM195 143H194V144H195ZM209 143H210V142H209ZM212 143H213V141H212ZM116 144H117V143H116ZM132 144L134 145V142H133ZM132 144H131V145H132ZM142 144H143V143H142ZM142 144H141V145H142ZM147 144H149L148 146H150L151 142H150V143H147ZM202 144H203V143H202ZM205 144H207V143H205ZM121 145H122V144H121ZM121 145H119V146H121ZM153 145H154V144H153ZM161 145H162V144H161ZM183 145H184V144H183ZM192 145H193V144H192ZM198 145H196V148L198 147ZM200 145H201V144H200ZM200 145H199V146H200ZM210 145L212 146L213 144L210 143ZM210 145H209L208 147H207V146H205V147H207V148L209 149V148H210ZM119 146H118V147H119ZM129 146H130V145H129ZM143 146H144V145H143ZM145 146H146V144H145ZM145 146H144V148H145ZM148 146H147V147H148ZM187 146L189 147V145H187ZM187 146H185V148H183V149H186ZM131 147H132V146H131ZM137 147H138V148H137ZM190 147H191V146H190ZM201 147H203V145H202ZM201 147H198V148H199V149H203V148H201ZM115 148H116V147H115ZM120 148H121V147H120ZM123 148H125V146H124ZM127 148L129 149L128 146H127ZM141 148H142V146H141ZM141 148H140V149H141ZM192 148H194V147L192 146ZM111 149H112V148H111ZM125 149H126V148H125ZM131 149H132V148H131ZM140 149H139V150H140ZM148 149H149V148H148ZM117 150H118V149H117ZM119 150H122V148L119 149ZM123 150H124V149H123ZM123 150H122V151H123ZM141 150H143V149H141ZM188 150H189V149H188ZM188 150L186 149V151L184 150V152H188ZM126 151H128V150L126 149L124 152H126ZM130 151H131V150H130ZM132 151H133V149H132ZM143 151H144V150H143ZM145 151H146V149H145ZM147 151H150V150H147ZM190 151H191V150H190ZM193 151H194V150H192L191 152H193ZM197 151H198V149H197ZM202 151H203V150H202ZM112 152H113V151H112ZM119 152H121V151H119ZM191 152H190V153H191ZM207 152H208V151H207ZM110 153H111V152H110ZM115 153H117V152H115ZM115 153H112V154H115ZM134 153H135V152H134ZM148 153H149V152H148ZM148 153H146V154H148ZM199 153H201V152L199 151ZM199 153H198V154H199ZM203 153H204V152H203ZM121 154H123V152H122ZM127 154L129 155V154H131V153H126V155H127ZM137 154H138V153H137ZM137 154H136V155H137ZM139 154H140V151H139ZM194 154H195V152H194ZM205 154H206V152H205ZM119 155H120V154H119ZM131 155H132V154H131ZM142 155H143V153L141 154V156H142ZM144 155H145V154H144ZM184 155H189V154L187 153V154H184ZM202 155H203V154H202ZM207 155H208V154H207ZM210 155H211V154H210ZM108 156H109V155H108ZM111 156H114V157H115V155H111ZM134 156H135V155H134ZM134 156H133V157H134ZM193 156H194V155H193ZM197 156H198V155H197ZM114 157H113V160L118 161V160H116ZM137 157H138V156H137ZM187 157H188V156H187ZM107 158H108V157H107ZM116 158H117V155H116ZM118 158H119V156H118ZM123 158H124V157H121V159L119 158L120 161L122 160V161H121L122 163L120 162L121 164H123ZM127 158H129V157H127ZM139 158H140V156H139ZM139 158H138V161L140 160ZM141 158H142V157H141ZM198 158L202 159L203 157H202V158H201V157H198ZM142 159H143V158H142ZM184 159H185V157H184ZM184 159L182 160L183 162L186 161V159H185V160H184ZM192 159L194 160L195 157H194V158L189 157V159H187V161H188V160H192ZM200 159H199V161H200ZM203 159H204L203 161H205V158H203ZM109 160L111 161L112 158L109 159ZM145 160H146V158H145ZM206 160H208V159H206ZM140 161H142V162L145 163V161H143V160H140ZM195 161H196V160H195ZM195 161H194V162H195ZM197 161H198V160H197ZM112 162H114V161H112ZM192 162H193V161H191V163H192ZM200 162H201V161H200ZM200 162H199V163H200ZM184 163H186V164L188 165V162H184ZM197 163H198V162H197ZM199 163H198V164H199ZM201 163H203V162H201ZM206 163H207V162H206ZM115 164H116V162H115ZM142 164H143V163H142ZM145 164H146V163H145ZM145 164H143V165H145ZM181 164H182V163H181ZM204 164H205V163H204ZM187 165H186V166H187ZM194 165H195V164H194ZM202 165H203V164H202ZM118 166H119V165H118ZM146 166H147V165H145V167H146ZM142 167H143V166H142ZM145 167H143V168H145ZM183 167H185V165H183ZM189 167H191V164H190ZM198 167H200V165H199ZM198 167H197V169H196L197 171L199 170ZM201 167H205V166H201ZM201 167H200V168H201ZM143 168H142V169H143ZM205 168H208V167H205ZM261 169H264V168H261ZM261 169H260V170H261ZM143 170H144V169H143ZM184 170H185V169H184ZM200 170H201V169H200ZM209 170H210V169H209ZM203 171H204V172H207V174H208L209 172H212V171H209V172H208L207 170H206V171L203 170ZM203 171L201 170V171H199V173H200V172L202 173ZM204 172H203L202 174H204ZM260 172H261V171H260ZM262 172H264V171H262ZM212 173H214V172H212ZM196 174H198V172H196ZM215 174H216V173H215ZM200 175H201V174H200ZM208 175H210V174H208ZM200 177H201V176H200ZM202 177H203V175H202ZM204 177H206V176L204 175ZM204 177H203V179H204ZM207 177L210 178V176H207ZM214 177H215V175H214ZM216 177L218 178L219 176L217 175ZM216 177H215V178H216ZM211 178H212V177H211ZM196 179H197V175H196ZM199 179H200V178H199ZM207 179H208V178H206V180H207ZM206 180H204V183H203V182H202V183L205 184V181H206ZM208 180H210V179H208ZM211 180H212V179H211ZM214 180H215V179H214ZM208 182H209V181H207V183H208ZM203 184H202V185H203ZM205 186H206V185H205ZM195 187H196V186H195ZM197 187H198V186H197ZM197 187H196V188H197ZM198 188H199V187H198ZM0 253H1V252H0ZM4 253H5V252H4ZM1 256H7V254H6V255H1ZM7 257H8V256H7ZM3 258H4V257H3ZM4 259H5V258H4ZM6 260H8V258H7ZM0 262H1V263L3 262L4 264H9L10 259H9V262H8V263H6L5 261H0ZM1 263H0V264H1ZM10 264H11V263H10Z\"/></svg>",
	"mask_w": 264,
	"mask_h": 264
}]
</instances>
